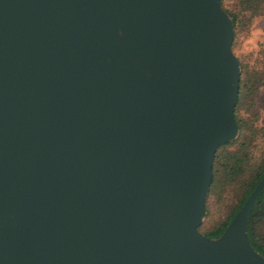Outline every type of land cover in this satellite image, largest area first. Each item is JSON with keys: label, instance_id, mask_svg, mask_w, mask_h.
<instances>
[{"label": "water", "instance_id": "1", "mask_svg": "<svg viewBox=\"0 0 264 264\" xmlns=\"http://www.w3.org/2000/svg\"><path fill=\"white\" fill-rule=\"evenodd\" d=\"M232 38L220 0H0V264H264V175L197 230L238 131Z\"/></svg>", "mask_w": 264, "mask_h": 264}, {"label": "trees", "instance_id": "2", "mask_svg": "<svg viewBox=\"0 0 264 264\" xmlns=\"http://www.w3.org/2000/svg\"><path fill=\"white\" fill-rule=\"evenodd\" d=\"M220 7L230 17L234 38L262 12L264 0H220ZM237 59L239 79L233 115L238 131L234 139L216 148L207 193V196L219 195L229 188L233 203L224 211L220 221L204 229L200 228L202 221L198 225L197 230L208 238L220 235L264 175V36L257 40L251 64L245 59ZM259 142L263 149L254 158V149ZM246 238L251 248L264 257V184L247 214Z\"/></svg>", "mask_w": 264, "mask_h": 264}, {"label": "rangeland", "instance_id": "3", "mask_svg": "<svg viewBox=\"0 0 264 264\" xmlns=\"http://www.w3.org/2000/svg\"><path fill=\"white\" fill-rule=\"evenodd\" d=\"M264 36V9L262 12L253 18L248 28L238 32L233 38V46L231 47L234 55L239 59H245L248 64H251L253 54L257 50V40ZM263 149L261 142L257 143L254 149L253 156L257 158ZM231 188V187H230ZM232 192L229 188L225 189L219 195H210L205 199L206 213L202 220V227L212 225L224 216V211L232 204Z\"/></svg>", "mask_w": 264, "mask_h": 264}]
</instances>
